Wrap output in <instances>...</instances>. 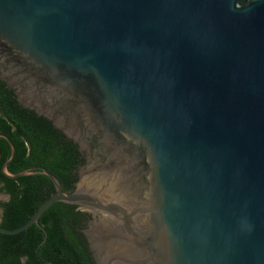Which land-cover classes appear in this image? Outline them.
<instances>
[{"label":"water","instance_id":"obj_1","mask_svg":"<svg viewBox=\"0 0 264 264\" xmlns=\"http://www.w3.org/2000/svg\"><path fill=\"white\" fill-rule=\"evenodd\" d=\"M0 79L85 157L64 191L3 135L55 192L0 233L62 202L95 264H264V0H0Z\"/></svg>","mask_w":264,"mask_h":264},{"label":"trees","instance_id":"obj_2","mask_svg":"<svg viewBox=\"0 0 264 264\" xmlns=\"http://www.w3.org/2000/svg\"><path fill=\"white\" fill-rule=\"evenodd\" d=\"M0 131L15 146L14 158L8 165L12 173L42 166L70 188L69 177L80 157L77 146L66 140L49 120L19 106L2 83ZM0 151V180L7 181L11 193V200L5 203L6 215L1 226L13 229L25 224L49 195L41 196L37 183L29 180L38 176L20 177L21 188L15 180L10 182L4 177L1 166L11 156L10 145L4 138H0ZM75 208L56 202L42 214L39 224L13 235L0 233V264H94L85 240L73 225L80 215ZM65 223L68 224L67 233Z\"/></svg>","mask_w":264,"mask_h":264},{"label":"flooded vegetation","instance_id":"obj_3","mask_svg":"<svg viewBox=\"0 0 264 264\" xmlns=\"http://www.w3.org/2000/svg\"><path fill=\"white\" fill-rule=\"evenodd\" d=\"M0 83H2L3 85H4V88L6 89V90H8L9 92H11L12 93V96L14 97V99L16 100V102H17V104L19 105V106H21L22 108H25V107H23L20 103H19V101L17 100V95H16V93H15V91L13 90V89H11V88H9L8 86H7V84L3 81V80H1L0 79ZM25 109H27V108H25ZM27 110H30V109H27ZM30 111H33V110H30ZM33 112H35V111H33ZM36 113V112H35ZM36 115L38 116V114L36 113ZM39 117H42V116H39ZM45 118V117H44ZM48 120V119H47ZM51 122V121H50ZM52 123V122H51ZM53 125V124H52ZM54 126V125H53ZM55 128V127H54ZM58 130V129H57ZM61 132V131H60ZM3 135H6V134H4L3 132H1L0 131V138H4L7 142H8V140L3 136ZM64 135V134H63ZM7 136V135H6ZM65 136V135H64ZM65 138H66V140H68V141H71V140H69L66 136H65ZM10 139V138H9ZM12 142V141H11ZM72 143H74L73 141H71ZM9 143V142H8ZM13 143V142H12ZM14 144V143H13ZM75 144V143H74ZM9 145H10V143H9ZM76 145V144H75ZM77 146V145H76ZM15 147V146H14ZM10 148H11V145H10ZM77 149H78V151H79V153H80V157H79V162H78V164L76 165V167L71 171V175H70V188H66L65 187V185H66V183L63 181V180H61L56 174H54V175H56L58 178H59V180L61 181V184H62V189L64 190V191H71V190H74V188H75V183L77 182V180H78V171H79V168H80V166L81 165H83L84 164V162H85V157H84V154L83 153H81L80 152V150H79V148H78V146H77ZM0 154H1V157H0V160H1V158H2V153H1V151H0ZM4 164V163H3ZM3 164H2V166H1V173H2V175L4 176V177H6L5 175H4V173H3ZM28 176H38V177H32V178H30L29 180L30 181H33L34 183L36 182L37 183V185L39 186V188H40V192H42L41 193V196L42 195H45V196H48L49 195V197L55 192V187H54V184H53V182H52V180L48 177V176H46V175H44V174H41V173H37V174H33V175H28ZM7 179H9L10 180V182H11V180H15V182L19 185L18 187L19 188H21V182L19 181V178H16V179H12V178H8V177H6ZM8 183H7V181H5V180H0V226L3 224V222H4V218H5V215H6V207H5V203H8L10 200H11V193L8 191V189H7V185ZM69 205V204H68ZM75 206V205H74ZM75 211H77V212H79V214L81 215H79V216H76V222L74 221L73 222V225H74V227L76 228V230L77 231H79L80 233H81V236H82V238L85 240V242H86V239H85V237H84V235H83V229H85L86 227H87V222H88V220H89V218L91 217L90 216V214L89 213H86V212H84V211H82V210H80L77 206H76V208H75ZM67 218V217H66ZM65 226H64V229H65V231H66V233H67V231H68V224L67 223H65L64 224ZM3 227V226H2ZM6 228V227H5ZM86 245H87V249H88V251H89V248H88V244H87V242H86ZM89 254H90V256H91V253H90V251H89ZM91 258H92V256H91ZM92 261H93V258H92ZM93 263H94V261H93ZM95 264V263H94Z\"/></svg>","mask_w":264,"mask_h":264}]
</instances>
